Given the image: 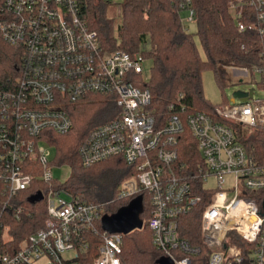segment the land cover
I'll use <instances>...</instances> for the list:
<instances>
[{
    "label": "built area",
    "instance_id": "2783aa9c",
    "mask_svg": "<svg viewBox=\"0 0 264 264\" xmlns=\"http://www.w3.org/2000/svg\"><path fill=\"white\" fill-rule=\"evenodd\" d=\"M190 3L181 9L195 24ZM246 9L255 11L249 24L243 22ZM82 12L83 0H1L0 38L21 47L25 60L23 74L0 89V199L10 206L23 192L41 193L48 218L15 252H0V264H123V234L104 231L99 242L93 240L104 208L55 181V163L46 147L50 132L66 135L73 129L69 108L94 94L112 100L119 114L91 132L79 148L81 162L91 167L121 158L134 169L117 200L149 194L148 224L163 257L172 264H264V207L248 196L264 192V163L249 155L241 139L243 127L264 133V97L253 94L247 102L219 105L212 114L187 116L204 164L190 175L204 187L209 178L221 185L202 213L193 243L182 236L181 218L202 197L175 167L183 122L177 114L162 121L155 117L152 94L136 85L139 77L146 80L147 58L103 49ZM231 12L239 32L264 33V0H237ZM250 71L264 87V68ZM227 176L234 178L233 196L222 188ZM6 230L0 225L3 239Z\"/></svg>",
    "mask_w": 264,
    "mask_h": 264
},
{
    "label": "trees",
    "instance_id": "16d2710c",
    "mask_svg": "<svg viewBox=\"0 0 264 264\" xmlns=\"http://www.w3.org/2000/svg\"><path fill=\"white\" fill-rule=\"evenodd\" d=\"M235 1L190 0V7L195 11L197 34L206 55L203 60L194 36L183 22L181 7L187 0H124L122 23L118 28L108 16L103 0H83L82 16L88 27L98 33L103 49L141 54L151 60L149 80L139 77L136 85L152 94L150 110L155 117L162 121L177 114L183 122L184 132L179 137L175 167L190 178L194 193L202 197L198 207L181 218L182 236L193 243L197 242L194 236L199 234L202 213L214 194V190L206 189L200 179L191 176L204 164L186 123L192 112L212 114L217 107L204 96L203 73L211 69L217 83L224 86L231 67L264 68V33L239 32L231 12V4ZM246 14L243 22L255 21V11L246 9ZM24 60L25 52L21 47L0 38V89H6L23 74ZM69 113L74 123L71 132L66 135L50 132L49 135V145L55 146L57 152L54 163L72 168L70 179L62 187L87 202L102 206L103 218L114 215L130 204L117 200V196L122 182L134 175V169L121 158L85 167L79 148L95 128L112 122L118 116L119 108L104 95L94 94L85 102L70 107ZM241 139L249 155L264 163V133L244 130ZM38 186L46 188L44 184ZM34 196L33 191L23 192L11 200L10 206H3L0 199V225L9 230L10 238L7 241L0 237V252H15L25 238L45 226L48 218L45 202L35 201ZM248 196L263 206L264 192H248ZM141 197L143 226L123 234L121 260L123 264H162L164 257L154 244L148 224L153 211L150 196L143 193ZM103 218L98 225V237L93 239L95 242H99L101 233L107 231ZM96 250H93L94 256Z\"/></svg>",
    "mask_w": 264,
    "mask_h": 264
},
{
    "label": "rangeland",
    "instance_id": "374dc122",
    "mask_svg": "<svg viewBox=\"0 0 264 264\" xmlns=\"http://www.w3.org/2000/svg\"><path fill=\"white\" fill-rule=\"evenodd\" d=\"M103 2L106 4L108 16L111 19H113L116 28H118L122 23L121 8L124 3V0H103ZM187 17H188L187 12L183 11L182 18L184 25L186 26L188 32L194 36L195 42L202 55V58L203 60H206L205 52L203 51L200 38L197 34V27L194 23L192 24L188 23L186 21ZM151 68H152V62L151 60L147 59V62L145 64L146 72L144 74L146 81L149 80ZM202 80H203V90H204L205 98L216 106L223 105L227 102L228 104H233L232 99L234 93L239 91L244 93H249L251 90H253L255 98L264 97V87L262 86L261 83H259L261 77L258 74H253L250 70H246L245 72H243L241 69L229 68L226 83L224 86H220L217 83V81L215 80L214 72L211 69H206L204 71ZM237 102H239V100H237ZM243 128L247 130V127H243ZM46 147L51 151V161L54 162L57 156L56 147L55 146H46ZM53 175L56 182L65 183L70 179L72 175V168L69 165H58L56 163L55 167L53 168ZM219 186L221 185L218 184L215 178H209V180L205 183V188L209 190H215ZM233 186H234L233 176H227L225 178L224 187L222 188L227 190L230 196H233L234 194V192L232 191ZM133 200H135L136 203H140L138 197L134 199L132 198L127 199L125 200V202L128 203V202H132ZM105 225L110 229L118 230L116 223H113L112 221H106ZM8 231L9 230L7 229L5 232L6 234L5 239L7 241L10 240L8 236L9 235Z\"/></svg>",
    "mask_w": 264,
    "mask_h": 264
},
{
    "label": "water",
    "instance_id": "95a60500",
    "mask_svg": "<svg viewBox=\"0 0 264 264\" xmlns=\"http://www.w3.org/2000/svg\"><path fill=\"white\" fill-rule=\"evenodd\" d=\"M254 91L251 90L249 93L244 92H236L234 93L232 102H236L237 100L241 102H247L253 97ZM35 201H42L43 195L38 193L33 198ZM140 203H136L135 200L130 202L128 206L121 208L116 214L114 215H105L103 218V224L105 229L110 233H121V234H128L137 229H141L143 226V222L141 220V213L143 210V198L140 196L138 197ZM264 207V204H263ZM106 221H112L116 223L118 230L110 229L105 225ZM162 264H172L171 261L168 259L163 258Z\"/></svg>",
    "mask_w": 264,
    "mask_h": 264
}]
</instances>
